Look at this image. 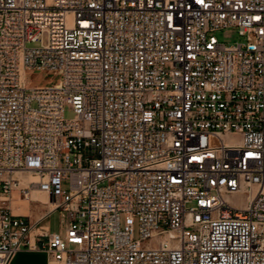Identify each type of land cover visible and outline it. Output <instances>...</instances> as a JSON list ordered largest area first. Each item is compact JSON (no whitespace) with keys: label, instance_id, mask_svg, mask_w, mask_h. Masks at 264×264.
<instances>
[{"label":"built area","instance_id":"built-area-1","mask_svg":"<svg viewBox=\"0 0 264 264\" xmlns=\"http://www.w3.org/2000/svg\"><path fill=\"white\" fill-rule=\"evenodd\" d=\"M14 192L65 232L33 238ZM26 249L264 264V0H0V264Z\"/></svg>","mask_w":264,"mask_h":264},{"label":"crops","instance_id":"crops-1","mask_svg":"<svg viewBox=\"0 0 264 264\" xmlns=\"http://www.w3.org/2000/svg\"><path fill=\"white\" fill-rule=\"evenodd\" d=\"M14 203H16L17 208L21 209L18 211V214L24 215L30 218L31 222H37L41 219H44L42 223V227L38 230L33 232V238L36 239V236L39 232L42 231H49L50 230V223L49 218L53 214L51 204V199L46 196L42 195L38 192L33 193L32 201L29 203L23 202L20 200V196L16 193L14 195ZM37 203H41V206H37ZM35 205V206H33ZM16 208V207H14ZM52 213V214H51ZM11 264H61L57 263L52 260V258L43 250H22L19 251L12 259Z\"/></svg>","mask_w":264,"mask_h":264},{"label":"rangeland","instance_id":"rangeland-1","mask_svg":"<svg viewBox=\"0 0 264 264\" xmlns=\"http://www.w3.org/2000/svg\"><path fill=\"white\" fill-rule=\"evenodd\" d=\"M217 38L221 41V42H226V43H230L233 44L238 40V35L233 31V30H227V31H222V32H218L216 33ZM37 78V76H33L32 77V81H35ZM52 76L47 77L48 80L52 79ZM37 106L36 103L32 104V107L35 108ZM76 116L75 112L71 109V107L69 105L66 106L65 109V118L67 120L73 119ZM38 179H32V181H37ZM67 185H64V188H66ZM17 192H14V195ZM18 194V193H17ZM247 192L246 191H241L237 194L234 195H230L228 197V201L235 207L238 208H242L246 205L247 202V197H246ZM54 204L57 203V201L53 202ZM37 206H41V203H37ZM35 206V205H33ZM49 223H50V230L51 232H65V226L63 225V218L62 215L60 213V211H56L54 212L50 218H49Z\"/></svg>","mask_w":264,"mask_h":264},{"label":"bare ground","instance_id":"bare-ground-1","mask_svg":"<svg viewBox=\"0 0 264 264\" xmlns=\"http://www.w3.org/2000/svg\"><path fill=\"white\" fill-rule=\"evenodd\" d=\"M15 178L19 179L21 181L22 185H28L29 183L33 182L32 179H35V177L32 174H30V173H22V172H17L15 174ZM51 204H52V207H55L53 205V203H51ZM14 205H15L14 207H16L15 208V212L18 213V211H20L21 209L17 208L16 203H14Z\"/></svg>","mask_w":264,"mask_h":264}]
</instances>
